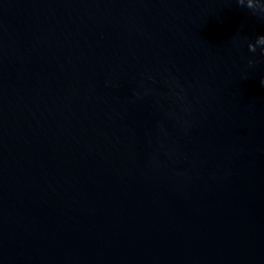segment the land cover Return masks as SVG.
Instances as JSON below:
<instances>
[{"label": "water", "instance_id": "water-1", "mask_svg": "<svg viewBox=\"0 0 264 264\" xmlns=\"http://www.w3.org/2000/svg\"><path fill=\"white\" fill-rule=\"evenodd\" d=\"M0 0V264H264V6Z\"/></svg>", "mask_w": 264, "mask_h": 264}, {"label": "clouds", "instance_id": "clouds-1", "mask_svg": "<svg viewBox=\"0 0 264 264\" xmlns=\"http://www.w3.org/2000/svg\"><path fill=\"white\" fill-rule=\"evenodd\" d=\"M241 2H243V0H241ZM259 4L261 6H264V0H259ZM255 6H257V5H256L255 0H254V2L249 5V7H255Z\"/></svg>", "mask_w": 264, "mask_h": 264}]
</instances>
